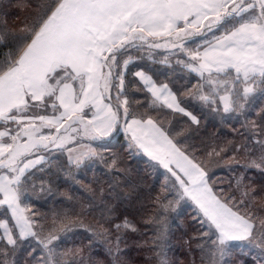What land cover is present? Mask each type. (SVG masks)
I'll list each match as a JSON object with an SVG mask.
<instances>
[{"label":"snow or ice","instance_id":"snow-or-ice-1","mask_svg":"<svg viewBox=\"0 0 264 264\" xmlns=\"http://www.w3.org/2000/svg\"><path fill=\"white\" fill-rule=\"evenodd\" d=\"M132 159L152 177L147 212L143 176L112 180L100 205L40 211L60 183L127 176ZM185 210L188 264H264V0H0V264H104L100 244L131 264L121 244L149 230L145 259L176 264ZM80 228L87 243L66 246Z\"/></svg>","mask_w":264,"mask_h":264},{"label":"trees","instance_id":"trees-1","mask_svg":"<svg viewBox=\"0 0 264 264\" xmlns=\"http://www.w3.org/2000/svg\"><path fill=\"white\" fill-rule=\"evenodd\" d=\"M15 0H13V3ZM9 16L8 19L10 22L15 24H20V22L24 19L25 12L17 9L16 7H11L8 9ZM19 17V19H17ZM202 121V124L206 125L207 132H216L218 130V126L216 124H212L211 120ZM201 134H205V130L201 129ZM209 146H211L209 142ZM112 148V151H119V145H115L114 147L109 145ZM128 164L132 166V172L130 175L117 176L115 172H111L109 175H102L99 172L94 175L91 171L87 173V179L81 177L82 183L75 184L72 187H69L68 184L60 183L59 191L55 192L54 195L46 194L43 201L38 205L40 211L45 213H51L53 211H61L63 209H74L75 211H79L82 205H87L89 203H95L100 205L101 197H107L112 180H118L120 183V188L118 191H125L128 188V185L124 183L125 180H128L132 183H138L139 177H144V183L140 185L142 190V195L145 201L146 212L150 210V205L148 204V200L150 197V193L147 190V186L152 183V177L144 171L145 166L143 162H137L135 159L129 160ZM103 167V166H101ZM137 169L140 171L137 172ZM107 171V170H106ZM55 179V178H53ZM253 183H259V179H252ZM92 189V190H89ZM100 189H104V192L101 193ZM65 193L73 196L72 201L66 202ZM100 209L97 207L93 209V212L98 213ZM90 216L92 213L89 214ZM179 218L184 219L185 226H178L176 221L173 223L172 228V241L176 244H172V250L169 252V257L176 261V264H188V262L192 259V256L188 253V246L185 244V240L188 236L193 235L194 229L196 226L192 225L189 216L185 213L182 214ZM139 219V218H137ZM146 227V225L141 224L142 231ZM80 232L81 237L77 239V242H82V244H86L87 241L82 239L83 236L88 235L86 232L83 234ZM152 233L149 230L145 235L138 236L135 238L136 242L133 240L126 241L129 245V248L126 251H123L124 259L130 260L131 264H154V261L145 259V250L140 246L139 241H143L145 239H150ZM97 257L101 259H106L107 254L105 255L104 251L100 249V251L96 252ZM247 256V257H246ZM93 257V258H97ZM196 264H200L199 253H196ZM251 257V256H250ZM252 258V257H251ZM235 259H244L248 262V264H252V260L249 258L247 254L240 255L239 257L235 255Z\"/></svg>","mask_w":264,"mask_h":264},{"label":"rangeland","instance_id":"rangeland-1","mask_svg":"<svg viewBox=\"0 0 264 264\" xmlns=\"http://www.w3.org/2000/svg\"><path fill=\"white\" fill-rule=\"evenodd\" d=\"M209 119L211 120V122H213L211 118H209ZM209 119H208V120H209ZM208 120H207V121H208ZM207 121H206V124H208ZM229 123L231 124V122H229ZM212 124L214 125V122H213ZM217 126H218V125H217ZM238 127H239V122H237V123H235V124H231V127L225 126V127H223L222 129L219 128V126H218V130H216V132H218V135L220 136L221 139H231V138H233V137L236 135V134L233 132V128H238ZM204 130H205V129H204ZM202 135H203V134H202ZM216 175H217L218 178H221L225 183H227L228 180H229L230 177H231V173H230L227 169H223V168L220 169L219 171H217V172H216ZM251 178L257 180V179H258V173H256V172H252V173H251ZM257 211L259 212V211H261V210H260V209H257ZM185 214L188 215L187 210H185ZM176 224H177L178 226H185L184 219L178 217L177 220H176ZM196 227H198V226H196ZM73 231L77 233V236L74 237L72 240L68 241V244H67L66 246H74V245H77V244H82V242H79V243H78V242H77V239H78L79 237H81L80 232H81V231L83 232V229H82V228H80V229H74ZM83 234H85V232H84ZM125 243L127 244V242H125ZM125 243H122V244H121V249H122V251H124V252L126 251V249L129 248V245H128V244H127V247H125ZM171 243H172L173 245L176 244V243L173 242V241H171ZM83 244H84V243H83ZM100 249L104 251L105 255L107 254V252H106V248H105V245L100 244V245H98V246H93V248H92V256H93V257H97L96 252H97V251H100ZM235 255H236V254L233 255V260H236V259H235ZM246 257H247V256H246ZM122 258L124 259V255H123ZM249 258L252 260V258H251L250 256H249ZM95 259H98V260H100V261H103L104 264H108V261L110 260V257L107 255L105 260H104V259H101V258H99V257H97V258H95Z\"/></svg>","mask_w":264,"mask_h":264}]
</instances>
